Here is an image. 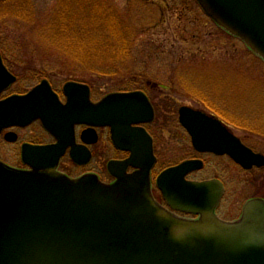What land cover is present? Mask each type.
Masks as SVG:
<instances>
[{"label":"water","instance_id":"95a60500","mask_svg":"<svg viewBox=\"0 0 264 264\" xmlns=\"http://www.w3.org/2000/svg\"><path fill=\"white\" fill-rule=\"evenodd\" d=\"M196 1L264 60V0ZM14 81L0 56V94ZM63 92L64 104L43 80L23 96L0 99V132L40 119L57 139L50 146L23 147L29 170L0 161V264H264V200L250 199L238 219L221 220L215 209L223 184L187 179L203 166L201 160H185L156 178L171 209L199 218H179L154 199L150 174L157 159L151 136L139 126L153 120L154 110L142 92L110 93L96 103L83 83L69 81ZM178 120L196 151L227 155L243 169L264 167V155L213 116L182 106ZM77 124L91 127L81 134L85 143L95 141L92 128L108 127L113 145L130 152L124 161L107 163L112 183L94 174L70 178L56 171L68 146L78 161Z\"/></svg>","mask_w":264,"mask_h":264},{"label":"rangeland","instance_id":"374dc122","mask_svg":"<svg viewBox=\"0 0 264 264\" xmlns=\"http://www.w3.org/2000/svg\"><path fill=\"white\" fill-rule=\"evenodd\" d=\"M9 1L14 0H0V51L16 76L12 91L43 78L56 88L72 80L86 83L94 99L142 87L158 108L151 126L156 172L184 159H202L203 167L189 178L223 181L226 192L217 209L222 219L237 218L248 199H264V167L245 170L228 156L196 153L178 123L180 106L205 110L264 154V61L217 26L195 0H18L7 7ZM59 7L66 9V21L75 25L78 36L88 38L86 45L98 41L91 36L111 43L128 36L125 60L109 58L100 67L108 73L101 74L58 49L46 28ZM96 51L97 58L109 55ZM100 133L99 150L88 168L108 178L106 163L113 152L106 131ZM8 145L0 137L1 158L12 157L15 149Z\"/></svg>","mask_w":264,"mask_h":264},{"label":"flooded vegetation","instance_id":"af4514ba","mask_svg":"<svg viewBox=\"0 0 264 264\" xmlns=\"http://www.w3.org/2000/svg\"><path fill=\"white\" fill-rule=\"evenodd\" d=\"M41 83H42V79L31 84L28 88H23V89L16 90V91H12L11 87H10L8 90H6L5 92L2 93L1 99H4V98H6L10 95H13V94L24 95L28 91L33 89L34 87L40 85ZM47 85L50 87L51 91H53L57 95L59 100L62 103H65L66 98H65V95L63 92V85L64 84L60 88H56L53 85V83L49 79H47ZM88 87H89V93H90L91 101L97 102L104 96V95H101L99 98L94 99V91L92 90V87L90 85H88ZM131 90L142 91L147 96V98L150 100V102L152 103V100H151L150 96L148 95L147 91L145 89H143L142 87H140V88L135 87V88H132ZM152 105L154 107V112H155V116H156L158 108H156V106L153 103H152ZM193 108L198 109L196 107H193ZM202 111H204V110H202ZM208 114L217 118L216 115H214V114H211L209 112H208ZM154 119H155V117H154ZM153 122L143 123L140 126L143 127L145 129V131H147V133H149L153 137V144H154V149H155L156 139H155L154 133L151 130V126H152ZM225 126L234 135L237 136V134H235L232 131L233 129L230 126H227V125H225ZM89 128L90 127H88L87 125H75V127H74V131H75L74 144H75V146H77L79 148L78 152L75 153L76 154L75 157L78 161L76 162L71 158V156H70L71 147L68 146L65 150V153L59 158L58 163L56 165V170L62 174H65L69 177H72V178H77V177H80V176L85 175V174H95L99 177L100 180H102L104 182H111V181H113V178L109 174H108V178H105L98 171H96L92 168H88L91 165V163H92V161H93V159L97 153L98 148L96 149L95 147H97V145L99 147V142L101 141V133L100 132L103 130L106 131L107 138H108L107 140L110 142V146H111V149L113 152L112 157L108 161H110V160L123 161L129 157V152L117 149L112 145L111 140H110L109 131L107 128H102V127L95 128L94 129L95 141L94 142L89 141L88 143H84L81 140V134L85 130H88ZM39 131L41 133H39ZM6 134L7 135L10 134L12 137H14V139L10 142L5 141L4 139H5ZM0 137L3 139L4 142L9 144L8 146L14 147V149H15L13 151V155L11 158L8 157V159H4V158L0 157V160L3 161L4 163H6L7 165L11 166V167H15V168H19V169H27V170L30 169V166L28 164L24 163L22 160V150H23L24 146H29V147L30 146L31 147L50 146V145H54L57 142V140L44 129L40 120H35L26 126H13L11 128H7L0 133ZM237 137L241 140V142L243 144L250 147L245 142H243V139L241 137H239V136H237ZM86 138L88 140H93L92 134H89V135L87 134ZM250 148L253 151L258 152L255 149H253L252 147H250ZM85 153H89L88 159H85ZM65 160H67L69 162V164H65ZM179 162L180 161H177V162H174L172 164L166 165L163 169H165L166 167H169L171 165L177 164ZM157 164H158V162H157ZM106 165H107V163H106ZM155 168H156V166H155ZM254 168L255 167H253L252 169H254ZM132 170L133 169L131 167H129L127 169V171H129V172H131ZM153 175H154V170L152 172V176ZM152 190H153V194H154L155 199L161 205L166 207V204L163 202L160 193L157 191V189L154 185V182H152ZM171 212H173L176 216L183 217V218H196L197 217L195 215H188V214L182 213L180 211H171Z\"/></svg>","mask_w":264,"mask_h":264},{"label":"trees","instance_id":"16d2710c","mask_svg":"<svg viewBox=\"0 0 264 264\" xmlns=\"http://www.w3.org/2000/svg\"><path fill=\"white\" fill-rule=\"evenodd\" d=\"M14 1L19 2L18 0ZM14 1H9L7 7H9V5L13 6ZM9 14L10 13L4 11V15ZM66 14V9L59 7L55 14H53L52 19L47 24L46 29L47 36L49 33L50 36H53L51 42L58 49L63 50L68 57L73 60H77L84 68L87 67L89 71H98V73L101 74L108 73L103 69H100V67H102L101 65L105 64L109 58L110 62L113 60H120V62H123L125 60L126 56H124V53L127 51L126 44L128 41V36L127 38L119 36L117 39H114V43H111L109 39H105L106 41H102V38H100V36H91V38L97 39L98 41H93L86 45L83 40H88V38H81V36H78V31L75 28V25H72L73 23H69L66 21ZM107 38H110V36H108ZM115 48L118 51H114ZM97 49L105 54L109 52V55L106 58H97ZM111 49H113L114 53ZM117 52H122L123 55H121L120 53L117 54ZM5 56L6 55H3V59L6 63ZM101 58L104 59L105 62L101 61Z\"/></svg>","mask_w":264,"mask_h":264}]
</instances>
